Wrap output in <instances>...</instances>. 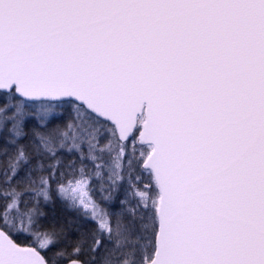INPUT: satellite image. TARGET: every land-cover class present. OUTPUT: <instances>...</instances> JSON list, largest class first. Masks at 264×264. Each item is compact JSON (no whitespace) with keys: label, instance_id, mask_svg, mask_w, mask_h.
<instances>
[{"label":"snow or ice","instance_id":"snow-or-ice-1","mask_svg":"<svg viewBox=\"0 0 264 264\" xmlns=\"http://www.w3.org/2000/svg\"><path fill=\"white\" fill-rule=\"evenodd\" d=\"M0 264H264V0H0Z\"/></svg>","mask_w":264,"mask_h":264}]
</instances>
